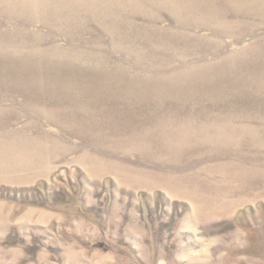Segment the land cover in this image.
<instances>
[{
	"label": "rangeland",
	"instance_id": "obj_1",
	"mask_svg": "<svg viewBox=\"0 0 264 264\" xmlns=\"http://www.w3.org/2000/svg\"><path fill=\"white\" fill-rule=\"evenodd\" d=\"M0 264H264V0H0Z\"/></svg>",
	"mask_w": 264,
	"mask_h": 264
}]
</instances>
